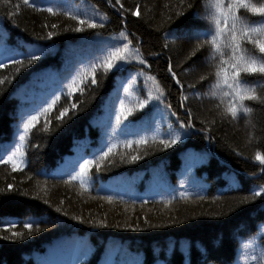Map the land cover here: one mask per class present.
Segmentation results:
<instances>
[{
    "label": "trees",
    "instance_id": "obj_1",
    "mask_svg": "<svg viewBox=\"0 0 264 264\" xmlns=\"http://www.w3.org/2000/svg\"><path fill=\"white\" fill-rule=\"evenodd\" d=\"M193 2L120 0L121 8L115 0H34V6L0 0V159L25 135L24 155L16 157L21 168L0 163V264H245L246 252L264 247V194L253 198L264 187V166L254 158L257 151L264 155V104L246 102L253 113L237 119L216 107L220 98L209 93L217 61L208 59L207 46L191 55L204 37L185 33L209 23L205 0L189 9ZM66 13L93 19L97 27ZM77 26L84 31H74ZM50 31L56 33L51 38ZM121 31L146 63L120 62L107 76L100 68L98 85L85 73L83 91L69 93L68 84L90 60L122 46ZM31 55L39 59L29 64ZM254 85L264 94V79ZM157 88L163 103L136 109L137 100L157 96ZM121 100L134 111L117 124ZM63 108L68 114L57 120ZM189 110L194 126L180 129L177 117L186 123ZM37 111L35 127L23 133V122ZM173 133L181 139L165 149L160 139ZM140 137L147 143H122ZM112 145L100 170L89 169L86 187L69 179L85 159L97 160ZM132 155L141 159L130 162ZM249 242L253 247L245 248Z\"/></svg>",
    "mask_w": 264,
    "mask_h": 264
},
{
    "label": "snow or ice",
    "instance_id": "obj_2",
    "mask_svg": "<svg viewBox=\"0 0 264 264\" xmlns=\"http://www.w3.org/2000/svg\"><path fill=\"white\" fill-rule=\"evenodd\" d=\"M111 3V0H109ZM115 3L123 8L120 4V0H115ZM181 6L184 5V0H180ZM24 5L32 4L34 6V0H23ZM139 7V6H137ZM189 9L197 7V3H189L187 5ZM18 10V9H17ZM39 10V9H38ZM47 11L52 14H56V10L48 8ZM71 16L73 20H77L79 25H87L88 28L95 29L97 23L90 18L81 19L79 16L66 13ZM133 15H139V11L133 13ZM179 16H184V12H179ZM194 16H199L197 12L193 13ZM205 18L208 20L207 28H192L191 30H185L187 34L191 31L195 34L197 39L204 37L200 41L197 47L193 50L191 55H195L201 47L207 46L210 50L209 60H216L215 65V82L211 85V92L209 93L212 97H219L220 103L216 105L218 108H222L223 116H230L232 119H237L241 113L245 116H250L253 113V108L248 106V101H259L264 104V94H260L262 90H258L254 85V79H264V0H205ZM253 17H258L254 19ZM56 27L55 24L52 25ZM76 32L84 31L83 27L77 26L73 29ZM56 33L48 32V37L51 38ZM119 36L123 38L120 43L122 46H112L101 51V55L94 57L82 70L78 77H74L73 80L68 84L69 93L76 91H83L80 86L84 83L86 77L85 73L91 76V84L98 85L96 74L100 68L103 69L105 76L114 68L119 70L121 67L120 62H128L131 60H138L141 64L146 63L144 57L140 54L139 49L131 47V41L128 40L126 43L123 40L127 39V34L124 31L119 33ZM247 45H251L248 47ZM28 63L39 59L35 55H31L28 58ZM17 64H22V61H14ZM4 64L0 63V68H3ZM17 72L20 68L16 69ZM168 71L171 73L172 79L175 80L176 84L180 85L181 81L177 78L176 73L172 69L171 63H169ZM143 74V70H141ZM257 74L259 76L257 77ZM153 84H156V78L153 76H147ZM205 79V77H201ZM4 80L0 79V84H3ZM195 92V86H190ZM181 88L183 86L181 85ZM125 93L129 92L128 87H123ZM158 95L153 96L151 92L148 93L147 98L138 99L136 103V109L143 110L146 106L151 105L153 100H159L163 103L164 93L157 88ZM59 100L56 97L52 103H48L46 107L42 109L44 114L50 112L53 106ZM188 100V96L183 94L180 102V106L184 107L185 102ZM73 109H76L77 105L73 103L71 105ZM170 104H164V108L171 110ZM69 109L63 108L60 111V115L56 118L62 120L67 114ZM134 109L126 107L124 100L120 101V111L116 114V123L120 124L121 117L125 120L133 114ZM41 115L40 111H37L35 115H30L27 120L23 122V133H28L32 130L38 122V117ZM171 115H176L175 112H171ZM187 122L179 121L180 129H190L194 125L192 123V113L189 110ZM50 121L45 122V130L48 129ZM189 134V133H186ZM155 140L156 137H153ZM181 139L179 133H173L168 139H160V143L165 149L172 147ZM25 140L24 134H19L20 143L16 145V150L7 156V160L0 159V163H9L12 165L13 171L21 168L22 161L16 157H23V142ZM125 147L131 148L133 143L136 145H144L147 143L146 138L140 137L133 140H126L122 142ZM115 145L108 147L107 151H102V155L97 160L85 159L82 164L79 165V171L69 177L70 180H78L81 187L87 186L89 179V169L95 164L97 170H100L101 163L109 157V154L113 152ZM255 160L264 166V155L260 151L255 154ZM123 159V157H122ZM141 159L139 155H132L129 157L130 162H135ZM111 163V161H109ZM12 186L9 185V188ZM264 194V187H261L258 191L253 192V198L260 197ZM186 195V194H182ZM111 200V197L108 198ZM247 203V200L242 201ZM59 211V209H57ZM98 226H105L103 222H100ZM152 227H160L163 225H150ZM24 227L31 230L33 225L31 223L24 224ZM14 236H20L21 233H14ZM251 242L245 245V248H252ZM255 254L245 253L244 261L245 264H264V247L254 249Z\"/></svg>",
    "mask_w": 264,
    "mask_h": 264
}]
</instances>
